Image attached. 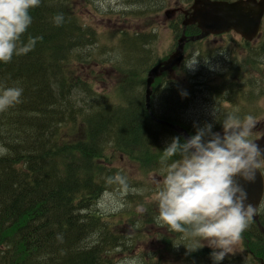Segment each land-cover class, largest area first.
<instances>
[{
    "label": "trees",
    "instance_id": "16d2710c",
    "mask_svg": "<svg viewBox=\"0 0 264 264\" xmlns=\"http://www.w3.org/2000/svg\"><path fill=\"white\" fill-rule=\"evenodd\" d=\"M73 1L40 0L29 10L32 23L21 41L39 39L26 54L0 62V86L23 89L20 102L0 112V264H115L114 252L126 245L125 236L114 227L113 216L94 208L105 189L122 181L117 168L106 162L107 151L129 156L144 172L162 174L161 151L172 137L184 139L154 120L145 107L146 76L160 61L155 53L156 34L121 30L113 46L99 48V34L72 10ZM56 15L63 17L59 25L53 21ZM173 31L175 37L180 35L179 21ZM198 32L194 25L186 28L188 35ZM259 38L254 46L240 44L251 47L242 56L227 46L213 52V60L226 54L230 58L218 72L210 68L207 74L188 75L186 81L171 80L166 74L156 78L151 114L193 135L195 127L185 112L198 94L220 104L217 109L223 102L251 103L249 96L254 92L245 88L253 86L249 71L264 63V19ZM92 62L109 64L114 70V98L95 93L74 74L76 65ZM256 85L261 92L264 86ZM182 92L187 96L182 97ZM236 111L226 116L238 117ZM220 125L214 124L213 131ZM259 220L264 227V207ZM143 223L135 224L138 227L128 241L137 240ZM250 225L243 232L248 252L262 260L263 253L253 248L260 232L253 221ZM165 227L171 236L162 241L171 252L182 255L185 264H213L210 248L188 254L185 246L194 247L196 241Z\"/></svg>",
    "mask_w": 264,
    "mask_h": 264
},
{
    "label": "rangeland",
    "instance_id": "374dc122",
    "mask_svg": "<svg viewBox=\"0 0 264 264\" xmlns=\"http://www.w3.org/2000/svg\"><path fill=\"white\" fill-rule=\"evenodd\" d=\"M136 2L138 4L132 5L128 4L126 0H74L71 3V8L85 25L92 26L99 34V48L106 44L113 46L116 42L112 43L113 39L121 30L154 32L156 34L155 53L157 57L168 56L176 47L178 39L174 36L173 26L178 21L180 23L182 16L177 13L175 16L167 18L164 12L172 8L185 9L191 4L192 0H136ZM151 2L153 3L150 7L148 3ZM141 10L143 13L137 15L136 13ZM129 11L132 15L127 13ZM259 41H261L260 38L250 44L254 46ZM199 44L186 49L185 61L193 54L202 55L206 58H198L199 62L194 71L186 69L183 64L176 71V77L181 81L188 80V75L207 74L210 72V68L218 72L230 61L227 54L213 60L209 58L211 56H207L208 52L215 51L218 48L225 49L227 46L237 51L239 56H242L247 49L251 48L248 46L242 47L240 45L243 44L242 40L234 33L210 37ZM198 49L201 51L198 52ZM249 66L254 69L251 65ZM250 72L253 75L250 78L253 86L249 85L245 90L246 92H254L252 96H249V102L251 98L256 99L253 109L257 113L255 115L251 114V108L248 107L250 103L241 100L240 103L247 106L246 110L248 112L239 117L244 118L246 114L256 117L258 124L253 131V136H258L264 128V94H258L260 89L256 83L260 82V87L264 86V63L260 64L258 69ZM74 74L79 75L82 81H86L95 90V93L104 97H115L117 77L109 64L96 65L92 62L88 65H76ZM263 92L264 88L260 93ZM219 105L209 102L207 96L198 94L193 103H190L185 114L194 127V125L201 126L208 120L211 121L215 109L218 120L234 112V109L228 106L227 102H223L221 107L217 109L215 106ZM237 111L241 113L242 109ZM217 132L222 133V125L219 126ZM107 154H109V160L106 159V162L117 168L118 172L116 174L121 175L122 181L120 184L105 189L94 204V208L99 213L113 216L114 227L125 236L126 245L114 252V263L185 264L183 260L185 258L180 254L176 255L173 251L171 252L168 248L170 245L162 241V238L170 237L171 232L165 227V224L156 219L158 216V183L163 178V171H159L162 174L144 172L142 166L127 155L112 150L107 151ZM139 223H143V225L139 229L141 231L137 234V240L135 242L128 241V237L133 236L138 227H134L135 224L138 225ZM250 228L251 225L247 229ZM247 242L242 233L240 241L234 246L233 254L225 258L229 261L226 264H264V258L258 260L248 252ZM173 247L175 249L174 245ZM253 248L260 250V253H263L262 256H264V233H259L258 239L253 243Z\"/></svg>",
    "mask_w": 264,
    "mask_h": 264
},
{
    "label": "clouds",
    "instance_id": "9594fccd",
    "mask_svg": "<svg viewBox=\"0 0 264 264\" xmlns=\"http://www.w3.org/2000/svg\"><path fill=\"white\" fill-rule=\"evenodd\" d=\"M234 2V0H233ZM40 0H0V62L29 52L36 38L25 44L21 37L32 23L29 10ZM56 25L62 15L53 17ZM198 55L184 61L194 71ZM207 62V61H205ZM23 89L0 86V112L20 102ZM182 97L187 92L181 93ZM222 125V133L213 131L214 123ZM258 124L256 117H227L223 122L213 112V123L194 125L195 133L186 139L172 137L161 151L163 178L158 183L157 220L168 228L195 240L187 253L207 246L213 264H221L233 254L234 246L250 226L254 206L243 184L256 182L257 173L264 177V147L253 140ZM178 246V245H177Z\"/></svg>",
    "mask_w": 264,
    "mask_h": 264
},
{
    "label": "water",
    "instance_id": "95a60500",
    "mask_svg": "<svg viewBox=\"0 0 264 264\" xmlns=\"http://www.w3.org/2000/svg\"><path fill=\"white\" fill-rule=\"evenodd\" d=\"M176 9L165 12L167 17L175 13ZM185 18L182 22L183 33L177 42L175 50L163 61L153 66L148 72L146 79L145 107L149 110L150 97L152 94V84L156 77L167 72L169 78L174 77V67L178 66L184 58V46L186 42L202 39L210 34H221L233 30L247 41L256 38L260 32L262 18L264 15V0H193L189 10L184 11ZM196 24L200 33L187 37L184 29L188 25ZM159 122L170 126L172 129L182 134L186 139L190 135L180 126L172 125L168 122L159 120ZM259 146L264 147V133L254 140ZM248 192L249 200L255 208L254 220H257V209L263 197L264 180L257 173L255 183L244 184Z\"/></svg>",
    "mask_w": 264,
    "mask_h": 264
},
{
    "label": "flooded vegetation",
    "instance_id": "af4514ba",
    "mask_svg": "<svg viewBox=\"0 0 264 264\" xmlns=\"http://www.w3.org/2000/svg\"><path fill=\"white\" fill-rule=\"evenodd\" d=\"M177 9H179V8H177ZM179 10H180L179 12L182 11L181 9H179ZM227 104H228V106H230V107H231L232 109H234V110L241 109L240 106H231V105H230V102H227ZM249 108H251V107H249ZM262 205H264V199H263ZM262 205H261V207H262Z\"/></svg>",
    "mask_w": 264,
    "mask_h": 264
},
{
    "label": "bare ground",
    "instance_id": "6f19581e",
    "mask_svg": "<svg viewBox=\"0 0 264 264\" xmlns=\"http://www.w3.org/2000/svg\"><path fill=\"white\" fill-rule=\"evenodd\" d=\"M207 89V88H206ZM174 90V89H173ZM201 90H202V88H201ZM205 90V89H204ZM212 91V90H211ZM217 91V90H216ZM215 91V92H216ZM220 91V90H219ZM228 91V90H227ZM177 93V92H176ZM201 93V92H200ZM214 93V92H213ZM218 93V92H217ZM217 93H215V94H217ZM220 93V92H219ZM202 94V93H201ZM215 94H213V95H215ZM220 95V94H219ZM218 95V96H219ZM183 98H181V100H182ZM50 101V100H49ZM186 101V100H185ZM189 101V100H188ZM188 103V102H187ZM193 103V102H192ZM41 105V104H40ZM186 106V105H185ZM19 107H20V105H19ZM28 107V106H27ZM29 113V112H28ZM185 118V117H184ZM198 118H199V116H198ZM186 122H187V120H186ZM192 123H190V125H191ZM193 125V124H192ZM199 126V125H198ZM100 200V199H99Z\"/></svg>",
    "mask_w": 264,
    "mask_h": 264
}]
</instances>
